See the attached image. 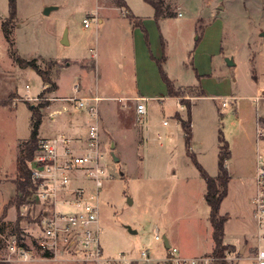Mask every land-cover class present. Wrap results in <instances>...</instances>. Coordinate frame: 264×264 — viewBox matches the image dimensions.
I'll return each instance as SVG.
<instances>
[{
  "label": "rangeland",
  "instance_id": "374dc122",
  "mask_svg": "<svg viewBox=\"0 0 264 264\" xmlns=\"http://www.w3.org/2000/svg\"><path fill=\"white\" fill-rule=\"evenodd\" d=\"M125 1L135 15L152 11V6L144 0ZM90 3L91 0H16L15 48L20 57L34 60L47 74L53 82L49 91L42 89V79L32 67L21 68L12 60L0 29V83L5 87L0 89V96H4L8 88L18 93H11L5 99L6 104L0 102V179L8 180L14 186L16 158L33 125L29 105L42 106L39 109L38 136L63 134L73 137L77 125L81 134H86L92 119L85 107L76 109L71 103V110L58 116L53 114V119L48 115L58 103L67 102L63 97L73 95L72 83L78 80L83 59L87 66L90 61H96L101 76L99 93L103 96L130 91L129 85L133 81L132 37L127 10L122 9L124 15L115 10L102 24L93 18L89 26L84 27L82 19L90 16L89 12L94 14ZM163 5H169L174 16L160 24L164 44L162 67L170 79L193 86L176 87L181 94L177 101L182 104L184 99L190 103L187 96L199 93L192 53L206 24L214 21L217 27H222L221 61L217 62L216 68L218 80L227 77L231 93L245 97L226 100L224 106L219 99L192 100L189 145L179 121L174 117L178 113L175 111L184 114L186 111L180 109L173 99L145 101L147 113L139 122L134 119L132 106H123L122 101L110 98L97 101L99 150L106 172L99 190L101 245L107 255L116 256L123 252L136 259H139L140 250L146 248L151 261L136 260V264H164L159 260L166 255L162 239L165 235L170 244L178 248L180 256L185 253L198 257L197 264H212L213 229L208 218L209 206L204 200L205 181L191 154L199 163L205 164L209 175H215L216 165L212 161L211 166L210 152L218 142V132L221 131L230 143L234 137L257 133L259 128L262 136L251 145V157L239 164L237 173L229 180L227 194L219 210L220 214H228L223 241L239 250L244 239L248 240L242 258L226 259L227 264H255L250 257L258 242L252 231L254 222L248 198L252 192L249 183L255 173L256 154L264 156V125L258 123L257 126L255 119L256 115L264 117V98L254 99V95H262L264 90V0H163ZM218 5L223 8L217 9ZM46 6L57 8L44 14ZM178 11L181 12L179 16ZM7 14L8 4L6 0H0V22ZM224 56H231L234 64L225 66ZM80 80L83 91L94 89L96 79L93 70L92 76ZM27 95L35 96V99L27 100ZM235 101L240 106L241 125L233 106ZM77 116L81 121L76 120ZM163 120L167 125H162ZM111 142H114L117 161L110 154ZM230 163L234 165V162ZM243 178L245 182H241ZM13 195L11 184L0 186V204L4 198ZM19 211L22 215L19 225L29 246L36 231L34 223L41 216L35 207L21 206ZM6 213L0 222V259L5 258L6 243L16 220L15 206H8ZM126 226L136 232L129 233ZM155 235L161 239H154ZM232 253H227V256ZM32 257L27 262L8 263L92 264L65 252L44 255L40 249H36Z\"/></svg>",
  "mask_w": 264,
  "mask_h": 264
},
{
  "label": "built area",
  "instance_id": "2783aa9c",
  "mask_svg": "<svg viewBox=\"0 0 264 264\" xmlns=\"http://www.w3.org/2000/svg\"><path fill=\"white\" fill-rule=\"evenodd\" d=\"M93 18H96L95 14L84 17V27H88ZM72 90L74 95L65 100L76 102L77 108L85 107L88 117L92 119L86 136L81 142H75L63 134L38 138L37 149L27 162L34 189L30 201L22 206L37 208L41 218L34 223L36 231L32 244L22 246L11 236L6 243L5 258L0 260L27 262L33 258L35 250L40 249L49 254L69 253L92 264H132L136 260L148 263L151 258L146 248L140 250L139 259L130 258L123 252L116 256L104 252L99 235V190L106 172L99 150L98 99L79 96L77 82L73 83ZM259 98H264V90L262 95L255 97ZM135 100L138 103L135 105L134 119L139 122L147 109L141 98ZM56 112L54 110L48 115L53 117ZM163 124H167V121L164 120ZM257 135L262 136L259 128ZM254 183L256 190L251 198L252 217L257 239L264 241V157L261 153L256 155ZM154 239L161 238L155 235ZM254 260L256 264H264V247L256 248ZM159 261L164 264H197L196 258L181 257L178 249L172 245L166 247V255Z\"/></svg>",
  "mask_w": 264,
  "mask_h": 264
},
{
  "label": "crops",
  "instance_id": "0c3cea01",
  "mask_svg": "<svg viewBox=\"0 0 264 264\" xmlns=\"http://www.w3.org/2000/svg\"><path fill=\"white\" fill-rule=\"evenodd\" d=\"M6 2H7V0H6ZM124 2L126 3V7H128V11L130 10L129 12L135 17V20L140 22L142 24V26L144 27V29L146 30L147 39H148V45H147L145 38H144L143 31L141 30V28L134 26L130 23V21H127L128 26L130 28V32H131V37H132V49H131L132 50V53H131L132 63H131V67H132L133 81L129 85L130 91L125 92V93L116 92V94L114 96H103L101 93H99L100 89L98 86L99 85L98 82H99L101 76H100L99 69L97 70L96 61H90L89 60L90 61V63L88 64V66L90 67V69H89L88 66L86 65V63L84 62V59H83L81 61L82 64L80 66V69L78 70V80H75L73 82V83L77 82L79 84L78 95L81 93V95H79L81 97H96L98 99L97 101H99L102 98L115 99L117 101H122L123 106H132L133 110L135 109V105H136L135 99L136 98H141L142 99L141 102H144V103H145V101H166L168 99H173L178 103V105H179L178 107L180 109L181 108L185 109V106L183 104H181L179 101H177L178 100L177 97L168 96L166 86L160 77V74L158 72V67H157V64L155 61V59H160L162 57L163 48H164V44H162V39H161L162 34H161L160 24L163 21H165V19H168L169 17H161L158 20H156L154 18V9L153 8H152V11H150V12L148 11L144 15H135L133 13L132 9L127 4V2L125 0H124ZM90 7L93 8V10H94L93 12L97 18V23H99V24H102L104 19L107 18L108 16L112 15V13H115L114 12L115 10H119L120 13L122 15H124V13L122 11V9L124 7L118 6L116 4L115 0H112V1L111 0H104L103 2H102V0H91ZM56 8H57V6H55L54 9H56ZM50 11H49V13H50ZM49 13H47V14H49ZM179 13L181 15V12L178 11L177 16H179ZM88 14H91V13L89 12ZM211 15L214 17L216 16L214 14H211ZM5 18H3L2 20H4ZM123 20L124 19H122V21ZM0 24H1V22H0ZM16 25H17V19H16L15 27H16ZM221 29H222V27L221 28L217 27L215 21L212 23L206 24L205 28L202 30L201 35L198 37V41L196 42V44L194 46L193 53H192V66H193V69L198 74V77H196V75H195V80L197 81L196 86L198 88L199 93L196 95L187 96V97H190V100H191L190 104L191 105L193 104L192 100H198V99H202V98H212V99L222 100L221 106H224L226 104V100H237V99L240 100L241 98L245 97V96H240V95H233L231 93L230 85H229L230 83H229V79L227 77L223 76L222 80H218L219 77H217L216 68H217V62L219 60L221 61V59H220L221 58V33H222ZM13 34H14V32H13ZM227 57L231 58V56H227ZM225 58L226 57L224 56L222 59L225 60ZM224 65L229 66L226 64V62L224 63ZM128 66L130 69L129 64L127 65V67ZM221 66L222 65H220V67ZM92 70L94 72V78L96 79L95 84H94V89L90 90V92L83 91L84 88L82 86L80 79L81 78L86 79L89 76H92ZM171 80L173 81L174 86L177 88H180V89H183L186 87H193V86H188L186 84H182L181 82L176 81L174 78ZM73 83H72V85H73ZM4 88L5 87H2V84L0 83V89L3 90ZM26 88H28V85H26ZM44 88H45V86L43 85L42 89H44ZM71 89H72V87H71ZM200 91H202V95H200ZM11 93L18 94L17 91L14 90L13 88H8L6 91V94H4V96L3 95L0 96V101L7 99V97ZM72 93L74 95L73 90H72ZM257 96L258 95H254V99ZM68 97H71V96L63 97V99L68 98ZM25 98L27 100H33V99H35V96L27 95ZM259 99H261V98H259ZM259 99H256V100H259ZM65 101H67V100H65ZM130 102H133V103H130ZM236 102L237 101H235L233 106L235 109V113L238 115L239 122H241L240 123V125H241L242 124V118H241L240 112H239L240 106ZM71 103L73 104L74 108L80 109V108L76 107V105H77L76 102H72V101L62 102V103H58L56 105L57 108H55L54 110L57 112L55 115L58 116L62 113H65V112L71 110V106H70ZM86 104H88V102H86ZM146 109H147V105H146ZM191 111L192 110L190 108V114L192 113ZM175 112H178L182 117H184L183 115H185L182 111H175ZM55 115L52 117V119L55 117ZM75 118L77 121L78 120L81 121L80 116H77ZM258 118L264 119V117L256 115L255 119L258 120ZM163 121H162V125H167V124H163ZM88 125H87V129H88ZM257 126H258V122H257ZM191 128H192V126H191ZM74 132L75 133L73 134V137L72 136H68V137H70L75 142H81L84 140L86 134L85 135L81 134L80 127L78 125L75 128ZM86 133H87V131H86ZM39 137H43V136H38V138ZM258 138H260V136H258L257 133H255V134L246 133L244 135H241V137H238V138L234 137L230 143L228 142L229 150H230V157L226 160L225 167H226V169L230 175V179L233 177L234 173H237V170H238L237 167L239 166V164H241V162H245L248 158L251 157V151H250L251 145H253L254 142L257 143V141L259 140ZM217 140H218V137H217ZM210 154H211V159H210L211 166L213 167V163H212V161H213L216 165V174H217L218 142L215 146L212 147ZM230 162H234V165H232ZM255 163H256V159H255ZM200 164L202 165V167L205 170H207L204 163H200ZM242 169H243V167H242ZM215 175H211V176H215ZM241 182H245V179L243 178L241 180ZM9 184H11L13 186L14 195H15V186L13 185V183H11L8 180L0 179V186H8ZM249 186H252L251 187L252 192H251V194H249V198H248V200L251 204V198H252V196L256 190V186L254 183V177H253L252 181L249 183ZM14 195L9 197V198L6 197L2 200V202L0 204V216L2 215V212L4 210L5 205L8 203L9 200H11L14 197ZM251 218L253 219V217H252V206H251ZM253 222H254V220H253ZM252 231L254 233L256 241L258 242L256 248L258 246L264 247V241H258V239H257V232H256L255 223L253 225ZM163 236H165V235H163ZM165 237L167 238L168 244L171 245L169 238L167 236H165ZM247 241H248L247 238H245L244 244L242 245V247L239 248V250L237 249V247L234 246L235 247V252H234L235 255H233V253L231 252L232 255L230 254L227 259L231 260V261L241 259L242 255L244 254L245 249L247 247ZM224 243L230 244V243H227L225 241H224ZM256 248H255V251H256ZM254 254H255V252H254ZM254 254L251 255L250 259H252L255 263ZM181 256L183 258H186V259H191V258L197 259L198 258V257L188 255L185 253L184 254L182 253Z\"/></svg>",
  "mask_w": 264,
  "mask_h": 264
},
{
  "label": "trees",
  "instance_id": "16d2710c",
  "mask_svg": "<svg viewBox=\"0 0 264 264\" xmlns=\"http://www.w3.org/2000/svg\"><path fill=\"white\" fill-rule=\"evenodd\" d=\"M146 3L150 4L154 9V18L158 20L161 17H172L174 12L169 5H163V0H144ZM118 6L124 7L127 10V16L129 17L130 22L134 26L140 27L143 31L145 41L148 45L147 33L142 24L135 20V17L129 13L128 7L124 0H115ZM8 4V14L7 17L1 21L0 29L7 43V50L9 56L12 60L21 68L32 67L41 77L42 83L45 86L44 90H52L53 82L47 76V74L41 70L34 60H26L20 57L15 48V42L13 38V32L17 19V10H16V0H7ZM164 56L160 59H155L158 72L162 81L164 82L168 96L170 97H179L180 90L174 86L173 81L168 77L167 73L162 67V60ZM196 77L198 74L195 71ZM49 87V89H48ZM202 95V91H200ZM188 100V99H186ZM7 100H1L2 104H6ZM182 104L185 106L186 114L183 118L179 113H175L174 117L179 121L180 126L184 132L186 144L189 145L191 139V114L190 108L191 104L189 101L183 99ZM32 116H33V125L31 129L30 136L27 140L21 143L20 154L16 158V171L17 176L14 180L15 184V195L8 201L5 205L2 215L0 216V222L4 219L6 214V209L10 205H14L16 208V220L13 223L12 229L9 233V237H15L22 246H27L25 240V233L19 225V221L22 219L20 214V208L23 204L28 203L31 199L33 193V183L30 179L29 170L27 162L32 158L36 149H37V140H38V124L40 122V111L39 109L42 106L35 107L34 105H29ZM258 123L264 125V119L258 118ZM230 157V150L228 142L224 139L222 132H218V162H217V174L215 176L209 175L202 165L196 160L194 154H191V159L194 165L197 167L201 178L205 181V192L204 200L209 206L208 218L210 224L212 225V237L214 241V246L210 252V256L214 259L212 264H227L226 255L235 250L234 245L226 244L223 241L224 238V223L228 219V214H220V206L222 200L225 198L228 189V183L230 180V175L225 167L226 160ZM0 240V246H1ZM47 252H44L46 255ZM0 264H10L6 261L0 260ZM132 264H136L135 262ZM167 264V263H166Z\"/></svg>",
  "mask_w": 264,
  "mask_h": 264
},
{
  "label": "water",
  "instance_id": "95a60500",
  "mask_svg": "<svg viewBox=\"0 0 264 264\" xmlns=\"http://www.w3.org/2000/svg\"><path fill=\"white\" fill-rule=\"evenodd\" d=\"M54 8H55V6H47V7L44 9V13L47 14V13H49L50 10H52V9H54ZM222 8H223L222 5H218V6H217V9H222ZM261 34L263 35V33H261ZM225 62H226V64L229 65V66H231V65L234 64L232 58H230V57H226V58H225ZM113 149H114V142H111V144H110V154H111L113 160H114V161H117V160H118V157L114 154ZM126 228H127V231H128L129 233H135V232H136L135 230L131 229L129 226H126ZM163 243H164L165 247H168V246H169L168 241H167V238H166L165 236H163Z\"/></svg>",
  "mask_w": 264,
  "mask_h": 264
}]
</instances>
